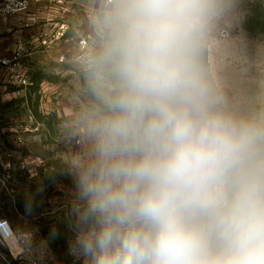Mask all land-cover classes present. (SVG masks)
<instances>
[{
  "label": "clouds",
  "instance_id": "9594fccd",
  "mask_svg": "<svg viewBox=\"0 0 264 264\" xmlns=\"http://www.w3.org/2000/svg\"><path fill=\"white\" fill-rule=\"evenodd\" d=\"M234 3L91 0L60 123L79 264H264V107H232L207 57Z\"/></svg>",
  "mask_w": 264,
  "mask_h": 264
},
{
  "label": "rangeland",
  "instance_id": "374dc122",
  "mask_svg": "<svg viewBox=\"0 0 264 264\" xmlns=\"http://www.w3.org/2000/svg\"><path fill=\"white\" fill-rule=\"evenodd\" d=\"M90 14L91 0H41L4 25L11 32L0 31V51H21L16 73L29 82L15 83L0 68V219L7 222L0 264H79L68 254L73 181L60 123L86 102L73 61L80 38H93ZM207 57L232 107H264V0H235L210 35Z\"/></svg>",
  "mask_w": 264,
  "mask_h": 264
},
{
  "label": "built area",
  "instance_id": "2783aa9c",
  "mask_svg": "<svg viewBox=\"0 0 264 264\" xmlns=\"http://www.w3.org/2000/svg\"><path fill=\"white\" fill-rule=\"evenodd\" d=\"M40 1L41 0H0V31L12 18L26 13L33 4L39 3ZM6 31L11 32V29L7 28ZM61 35H63V32H61ZM90 39L91 35L84 34L79 40L81 48H84L90 42ZM21 56L20 50H14L12 54L7 56L0 55V68L10 71L11 79L13 78L14 82L17 81L20 84L28 85L29 82L16 73L21 67ZM2 232L7 233L6 229L0 222V234H2Z\"/></svg>",
  "mask_w": 264,
  "mask_h": 264
},
{
  "label": "crops",
  "instance_id": "0c3cea01",
  "mask_svg": "<svg viewBox=\"0 0 264 264\" xmlns=\"http://www.w3.org/2000/svg\"><path fill=\"white\" fill-rule=\"evenodd\" d=\"M34 5V4H33ZM17 19V18H16ZM20 19H22V17L20 18ZM18 20V19H17ZM16 20V21H17ZM17 25H18V23H17ZM5 30L7 29L6 27H3ZM10 29V28H9ZM3 29H1V31H2ZM0 42H2V40H0ZM7 53H8V51H7ZM7 53H5L3 50H1L0 51V55L1 56H4V55H7ZM9 55V54H8ZM0 218H1V209H0Z\"/></svg>",
  "mask_w": 264,
  "mask_h": 264
},
{
  "label": "bare ground",
  "instance_id": "6f19581e",
  "mask_svg": "<svg viewBox=\"0 0 264 264\" xmlns=\"http://www.w3.org/2000/svg\"><path fill=\"white\" fill-rule=\"evenodd\" d=\"M3 221H5V220H3ZM0 222L2 223V220H0ZM3 226H7V223L3 222Z\"/></svg>",
  "mask_w": 264,
  "mask_h": 264
}]
</instances>
